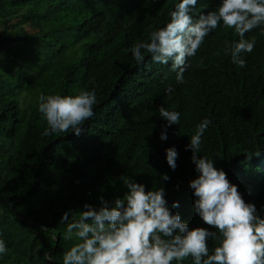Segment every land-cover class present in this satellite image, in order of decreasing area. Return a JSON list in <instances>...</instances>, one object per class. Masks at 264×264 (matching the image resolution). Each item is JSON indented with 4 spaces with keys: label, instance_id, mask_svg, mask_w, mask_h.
<instances>
[{
    "label": "trees",
    "instance_id": "trees-1",
    "mask_svg": "<svg viewBox=\"0 0 264 264\" xmlns=\"http://www.w3.org/2000/svg\"><path fill=\"white\" fill-rule=\"evenodd\" d=\"M176 2L0 0V53L6 55L0 59V233L10 248L0 264H63V252L75 242L64 238L63 212L77 209L78 216L85 201L98 204L101 189L106 198L122 195L121 175L153 189L164 183L169 203L179 200L182 219L200 225L185 145L204 117L212 123L200 154L226 170L246 201L264 204V31L246 34L257 43L241 67L223 51L238 36L230 28L214 30L191 58L185 82L177 83L170 63H152L146 54L138 64L127 51L167 23ZM216 3L200 0L198 8L207 12ZM12 41L22 44L17 49ZM82 88L97 93L85 131L43 136L40 93L74 95ZM161 104L182 113L166 141L159 139ZM173 144L180 153L175 171L165 159ZM164 172L171 180L162 181Z\"/></svg>",
    "mask_w": 264,
    "mask_h": 264
},
{
    "label": "clouds",
    "instance_id": "clouds-1",
    "mask_svg": "<svg viewBox=\"0 0 264 264\" xmlns=\"http://www.w3.org/2000/svg\"><path fill=\"white\" fill-rule=\"evenodd\" d=\"M200 0H177L170 19L153 30L149 39L138 40L130 51L138 64L146 54L152 63L168 65L177 83L185 82L191 58L197 55L206 37L218 28H230L238 39L225 41L223 51L231 62L247 64V54L256 47V38L246 35L253 29L264 31V0H218L207 12L200 10ZM168 84L165 92L171 94ZM38 110L47 121L43 136L58 132L79 136L85 122L95 115L96 90L82 88L77 94L40 93ZM161 125L159 139H169V128L180 123L182 113L158 106ZM212 121L204 117L197 125L185 149L195 176L188 181L192 190V210L202 223L190 226L176 209L179 200H168L162 183L149 188L136 176L121 175L126 191L106 198L101 189L98 204L85 201L77 209L65 210L60 218L65 224V239L75 242L63 252V264H264V204L246 201L216 160L200 154L204 133ZM175 131V130H174ZM180 153L175 144L165 148V159L172 171L178 167ZM162 181L171 180L168 172ZM181 182L174 187L179 190ZM207 225V226H205ZM210 226V227H208ZM219 243L210 247V241ZM10 251L0 233V258ZM50 259L51 253H45Z\"/></svg>",
    "mask_w": 264,
    "mask_h": 264
},
{
    "label": "rangeland",
    "instance_id": "rangeland-1",
    "mask_svg": "<svg viewBox=\"0 0 264 264\" xmlns=\"http://www.w3.org/2000/svg\"><path fill=\"white\" fill-rule=\"evenodd\" d=\"M0 31H3V27H1V26H0ZM21 44L22 43L20 41L19 42H13V41L10 42V46H14L15 45L17 47V49L21 46ZM5 56L3 55V53H0V59L4 58Z\"/></svg>",
    "mask_w": 264,
    "mask_h": 264
}]
</instances>
